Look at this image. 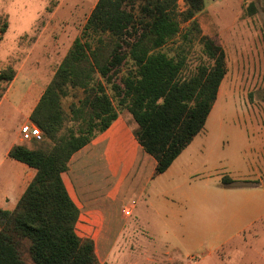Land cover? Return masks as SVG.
<instances>
[{"label": "rangeland", "instance_id": "obj_1", "mask_svg": "<svg viewBox=\"0 0 264 264\" xmlns=\"http://www.w3.org/2000/svg\"><path fill=\"white\" fill-rule=\"evenodd\" d=\"M96 2L0 0V70L22 68L39 85L49 83ZM197 20L200 36L214 37L226 52L220 98L206 129L175 165L156 175L140 195L144 197L136 199L130 216L123 208L132 199L125 197L130 194H123L122 188L116 189L117 198L100 203L99 211L112 221L114 233L97 231L95 218L83 213L77 232L95 241L99 264H138L148 257L153 259L150 264H264V217L238 232L234 224L240 202L233 197L262 196L252 195L255 189L243 182H264V0H205ZM199 39L184 43L182 50L177 42L169 44L172 52L182 51L189 70L205 59ZM4 85H0V98ZM72 100L64 99L66 109ZM26 105L27 101L21 109ZM125 116L137 127L126 110ZM21 122L16 108L7 103L0 107V174L11 172L13 160L5 152L18 142ZM224 176L236 184L225 186ZM173 196L208 198L203 205L190 207L184 197L177 201ZM214 196L224 200L223 210H217ZM17 201V196L0 194V206L6 209L14 208ZM112 240L118 243L113 250Z\"/></svg>", "mask_w": 264, "mask_h": 264}, {"label": "trees", "instance_id": "obj_2", "mask_svg": "<svg viewBox=\"0 0 264 264\" xmlns=\"http://www.w3.org/2000/svg\"><path fill=\"white\" fill-rule=\"evenodd\" d=\"M204 8L205 0H97L30 114L42 138L8 152L36 173L14 208L0 206V264H29L26 257L30 264H99L95 241L77 232L80 209L63 175L73 154L122 110L137 124L135 136L155 158L156 174L203 130L227 73L224 48L200 36ZM196 37L205 59L189 70L182 51L169 44L182 50ZM15 74L0 70L3 93ZM223 184L236 181L224 176Z\"/></svg>", "mask_w": 264, "mask_h": 264}, {"label": "crops", "instance_id": "obj_3", "mask_svg": "<svg viewBox=\"0 0 264 264\" xmlns=\"http://www.w3.org/2000/svg\"><path fill=\"white\" fill-rule=\"evenodd\" d=\"M47 84L39 85L37 81L27 75L22 68L17 69L13 80L0 98V107L7 103L19 111L22 121L19 130L24 123L32 124L30 114ZM219 95L220 90L217 100L220 98ZM25 101H27V105L25 109H21ZM209 117L210 114L208 119ZM136 128L137 127L130 124L129 119L126 118L125 111H121L118 118L106 131L73 154L70 159L69 170L63 175L69 194L80 209L79 221L84 212L88 213L95 218L96 226L94 225V227L97 231L99 230V232L107 234L114 233V228L111 226L112 221L106 219L104 214L99 211L101 202L117 198L118 191L116 189H118V187L122 188L123 194H130L125 197L127 199H132L130 204L125 207L130 208L132 214L136 206V199L144 197L140 195L146 192L149 184L155 179L156 175H160L155 173L157 164L155 158L145 152L138 142L135 136ZM199 134L194 137L192 142L173 161L169 168L175 165V162L184 151L190 147ZM17 140L18 142H13L7 147L5 152L6 158L9 157L8 152L10 148L14 144L21 142L20 134L19 138L17 136ZM116 152L118 155H116ZM12 160L11 172L6 171V174H0V194L8 197L17 196L19 199L33 179L36 170L20 161L15 159ZM92 162H94L91 167L93 170L88 171V167L91 166ZM89 173L91 175L90 179L88 178ZM92 177L96 180L91 179ZM247 187L255 189L251 192L252 195L262 196H233L240 202L239 205L236 206L239 220L234 224L238 232L254 226L264 217V182L252 183ZM132 194H136L137 196H131ZM173 197H175V199L172 200L177 201H182L184 197L186 206L189 205L190 207L195 203L203 205L208 198V196ZM214 199H216L217 210H219L220 207L223 210L225 204L224 200L220 196H214ZM175 211L178 212V210ZM117 245L118 243L116 240L111 241L112 250L117 248ZM123 247L126 249L125 245L121 246V248ZM144 261L145 262H138V264H150L153 259L148 257L147 260ZM135 263L136 262H130L129 264Z\"/></svg>", "mask_w": 264, "mask_h": 264}, {"label": "built area", "instance_id": "obj_4", "mask_svg": "<svg viewBox=\"0 0 264 264\" xmlns=\"http://www.w3.org/2000/svg\"><path fill=\"white\" fill-rule=\"evenodd\" d=\"M20 134H21V140L22 141H30L32 139H41L43 136V133L39 126L35 125L34 123H26L21 126L20 128ZM124 213L126 215L131 214L130 208H124Z\"/></svg>", "mask_w": 264, "mask_h": 264}]
</instances>
